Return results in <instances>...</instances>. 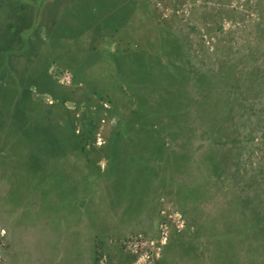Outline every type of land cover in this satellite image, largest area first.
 Returning <instances> with one entry per match:
<instances>
[{
    "label": "rangeland",
    "instance_id": "obj_1",
    "mask_svg": "<svg viewBox=\"0 0 264 264\" xmlns=\"http://www.w3.org/2000/svg\"><path fill=\"white\" fill-rule=\"evenodd\" d=\"M0 264H264V0H0Z\"/></svg>",
    "mask_w": 264,
    "mask_h": 264
}]
</instances>
